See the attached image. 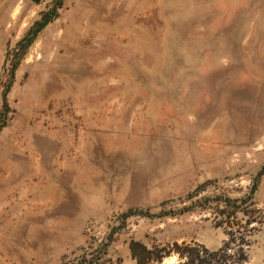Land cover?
<instances>
[{
    "label": "rangeland",
    "instance_id": "obj_1",
    "mask_svg": "<svg viewBox=\"0 0 264 264\" xmlns=\"http://www.w3.org/2000/svg\"><path fill=\"white\" fill-rule=\"evenodd\" d=\"M132 243L264 264V0H0V264Z\"/></svg>",
    "mask_w": 264,
    "mask_h": 264
},
{
    "label": "trees",
    "instance_id": "obj_2",
    "mask_svg": "<svg viewBox=\"0 0 264 264\" xmlns=\"http://www.w3.org/2000/svg\"><path fill=\"white\" fill-rule=\"evenodd\" d=\"M49 22H50V20H48L47 19V15H45L43 17V20L40 21V22H36L34 24V26L30 29V31L26 34V36L17 44L16 51L17 52L20 51L21 55H20L19 59L13 65V68H12V71H11V84L13 83V80L15 78V73H16V70L18 69V66L20 64L22 56L25 54V52L30 47V45L33 43L36 35L44 27H46ZM11 84L8 87V90L4 93V103H5L6 108H8V105H7V94L9 92L10 88H11ZM138 247H140L145 254L150 255L149 251H147V248L144 245H140V244H136V243L130 244L129 249H130V252H131V256H132V259L135 261L136 264H148L149 262H152V261H155V262H160L161 261L162 256H160V255H157L155 257V259H152L150 257H145V258L140 257L139 254L137 253V248ZM180 256L182 257L183 255L181 254Z\"/></svg>",
    "mask_w": 264,
    "mask_h": 264
}]
</instances>
